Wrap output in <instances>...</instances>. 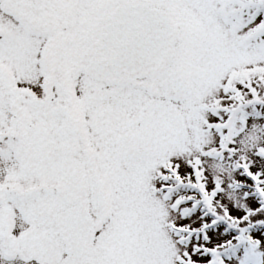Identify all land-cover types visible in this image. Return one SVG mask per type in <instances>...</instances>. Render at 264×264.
I'll return each mask as SVG.
<instances>
[{
  "label": "snow or ice",
  "instance_id": "obj_1",
  "mask_svg": "<svg viewBox=\"0 0 264 264\" xmlns=\"http://www.w3.org/2000/svg\"><path fill=\"white\" fill-rule=\"evenodd\" d=\"M0 264H264V0H0Z\"/></svg>",
  "mask_w": 264,
  "mask_h": 264
}]
</instances>
